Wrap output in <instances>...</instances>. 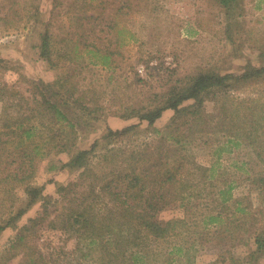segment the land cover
I'll use <instances>...</instances> for the list:
<instances>
[{
	"label": "rangeland",
	"instance_id": "374dc122",
	"mask_svg": "<svg viewBox=\"0 0 264 264\" xmlns=\"http://www.w3.org/2000/svg\"><path fill=\"white\" fill-rule=\"evenodd\" d=\"M80 1L0 0V77L18 91L5 114L0 103V139L14 127V117L20 120L18 106L28 113L42 95L66 113L75 132L70 153L37 160L27 187L9 191L10 185L0 184V264H27L25 251L35 243L44 255L48 241L72 250L75 238L65 241L60 230L45 227L47 221L37 227L36 242H19L46 206L47 219H53L61 205L59 187L79 179L83 168L65 166L71 156L90 151L89 173L76 190L104 171L103 154H114L120 170L127 168L121 162L130 151L152 149L166 135L174 110L164 109L153 124L141 116L171 96L190 93L193 79L211 74L222 81L179 104L200 107L204 120L181 144L182 176L190 183L184 194L190 195L158 214L162 221L185 222L179 236L168 240L182 247L169 255L170 264H264V0H130L121 14L111 10L110 0ZM80 26L90 46L78 40ZM46 35L49 60L40 54ZM92 43L102 52H90ZM102 54L110 55L107 64ZM127 127L122 135L106 136ZM14 146L5 145L9 151ZM29 189L39 190L32 201ZM217 212L219 224L203 223Z\"/></svg>",
	"mask_w": 264,
	"mask_h": 264
},
{
	"label": "trees",
	"instance_id": "16d2710c",
	"mask_svg": "<svg viewBox=\"0 0 264 264\" xmlns=\"http://www.w3.org/2000/svg\"><path fill=\"white\" fill-rule=\"evenodd\" d=\"M230 1L224 0L223 5L229 4ZM130 7V0H110V8L114 13L121 14ZM79 29L78 40L85 47L90 46L91 43L85 42L88 36L83 33L87 29L82 26ZM95 29L91 22L88 30L94 33ZM98 30L103 31L101 27ZM118 33H121V29H118ZM93 46L90 52H102L101 48ZM48 47L49 37L46 35L42 39L40 54L47 60ZM109 57L110 55L102 54V62L107 64ZM248 65L247 63L246 66ZM220 78L222 77L213 74L199 75L193 79L190 93H183L179 97L171 96L165 101L164 106L142 115L141 118L153 124L160 118L164 109L174 110L173 118L166 124V135L155 140L152 149L146 148L140 152L132 150L125 157V161H119L126 162L128 169L120 170L118 157L114 159V154L111 158L106 156L107 153L103 154L100 168L104 171L98 172L100 176H94L81 190H76V187L81 186L83 174L89 173L90 151L80 150L72 155L65 166L70 169L83 168L79 179L59 187V191L62 192L61 205L53 219H47L49 209L46 206L44 215L32 219V224L25 227V233L21 235L19 242L25 243L28 241L27 237L35 239L36 242L37 227L41 222L47 221L45 227L60 230L65 236V241L75 238L73 249L65 251L63 247L55 246L52 241L43 242L42 246L46 248L47 253L44 255L45 250L43 252L36 250L35 243L25 251L27 255L25 262L63 264V261L71 257L75 260L72 264H170L172 260L169 255L173 252L180 253L182 247L168 244V240L173 236H179L176 230L185 222L178 218L162 221L158 214L169 204L183 202L190 195L184 194L190 183L182 176L184 164L182 160L185 157L180 156L181 144L193 139L196 132L202 128L204 120L200 107H180L179 104L183 98L197 99L201 89L216 84V81L221 82ZM16 94L18 91L13 87L9 88L0 77V103L4 114L8 105L13 106L12 97ZM20 106L21 104L18 106L22 113L20 120L14 117L12 122L14 127L11 126L5 132V139H0V184L6 188L10 185L9 191L18 185L25 187L29 185L35 175L37 160L51 153H70L72 136L75 134L74 125L66 113L46 96L42 95L37 101V106L30 108L28 113H24ZM3 126L4 128L9 126L7 121ZM184 126L188 127L183 128ZM129 128L119 132L109 131L106 136L111 138L122 135ZM57 131L59 134H56ZM170 138L173 140L172 144L168 143ZM11 142H14L15 146L9 151L5 145ZM175 144H180V147H175ZM107 150L110 154L114 152V148ZM2 156H5L3 161ZM12 165L13 168L10 169ZM200 169L205 171L203 168ZM38 193V189H29L30 201ZM238 209L244 210L241 207ZM220 214L208 213L203 223L219 224ZM186 258L190 261L187 253ZM66 263L70 261L67 259Z\"/></svg>",
	"mask_w": 264,
	"mask_h": 264
}]
</instances>
